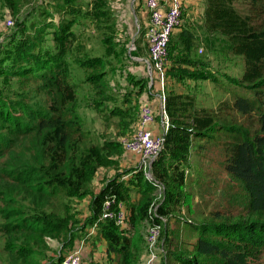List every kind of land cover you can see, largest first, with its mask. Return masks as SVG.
I'll list each match as a JSON object with an SVG mask.
<instances>
[{"label": "trees", "instance_id": "16d2710c", "mask_svg": "<svg viewBox=\"0 0 264 264\" xmlns=\"http://www.w3.org/2000/svg\"><path fill=\"white\" fill-rule=\"evenodd\" d=\"M30 1L0 0V20L6 9L16 14ZM54 1L59 18L49 12L43 0L31 6L12 36L15 45L21 39L18 35L24 37L25 50L12 51L11 62L0 58V75L11 83L2 84L10 93L0 96V116L7 119L13 111L7 105L24 103L27 110L36 107L30 120L13 114L11 121L3 124L9 133L0 139V264H42L49 255L47 237L64 243L65 248L73 244L83 226L93 225L107 240L108 250L117 253L116 264H142L144 248L138 245L134 228L143 221H148V226L162 223V217L173 212L172 202H180L182 192L174 195L169 189L166 201L156 206L158 215L152 212L158 184L171 181L181 187L185 183V169L174 163L166 167L162 156L168 150L170 157L181 161L191 146L203 150L207 143L212 145L223 137L227 138L223 166L241 185L240 208L226 212L220 222L199 224L202 229L196 240L189 242L190 248L172 255L182 264H264V0H205V34L222 36L231 53L243 58L239 82L253 91V96L236 94L219 107L207 108L198 106L189 92H165L169 117L165 145L153 161V177L139 172L143 182L136 188L141 193L138 201L131 198L134 186L124 181L120 172L98 193L92 191V179L100 167L118 164L111 153H123L122 143L108 137V130L115 125L123 134L131 132L140 112L136 103L126 105L128 97L121 98L111 84L130 59L129 41L117 42L104 32L115 22L109 0H89L84 11L78 0ZM38 11L45 17L41 18L43 26L35 25L32 30L29 25L34 21L29 20ZM79 17L95 22L91 32L79 31ZM193 35L181 33L178 40L190 49ZM136 45L138 49V42ZM35 47L42 53L32 54ZM22 58L26 62L20 63ZM31 68L32 75L43 81L37 89L44 92L22 98L15 88L32 76H25ZM32 99L36 104L24 102ZM93 114L104 126L101 134L94 127ZM238 114L254 117L257 126L253 132L246 131ZM196 139L197 145L193 144ZM85 195H92L91 215L82 221L77 204ZM111 195L126 201L130 208L124 227L114 219L99 220ZM111 208H117V202H112ZM210 214L215 220L224 216L218 209Z\"/></svg>", "mask_w": 264, "mask_h": 264}, {"label": "rangeland", "instance_id": "374dc122", "mask_svg": "<svg viewBox=\"0 0 264 264\" xmlns=\"http://www.w3.org/2000/svg\"><path fill=\"white\" fill-rule=\"evenodd\" d=\"M43 1L49 12H52L56 18H59L61 14L60 10L55 7V1ZM39 2H42V0L30 1L28 4L20 7L18 10L19 12H15L16 14H14L11 10H5L3 17L0 20V22L2 21L0 23V58H2V60L7 59L9 62H11L14 57V55H12V51L18 49L19 47L25 50V47L22 43L25 42L22 41V38L24 37H20V35H18V38L21 39L18 40L19 45H15V43H13L12 36L15 32H18L19 29L15 28V26L19 20L24 18L25 11H27L31 6L34 7ZM78 2L82 10H86V6L89 1L78 0ZM115 6L116 7L110 6L111 8L109 9L111 14H114L115 22L113 25H110V27H105L104 32L112 34L117 42L122 43L125 40H128L129 54H135L137 52V49H135L137 42H144L147 45L143 39L144 35H140L139 32H141V29L139 30L137 24L138 22L134 20L130 11L128 12V10L124 9V7L118 4ZM40 10L42 11L43 9ZM39 13L40 11L30 17L31 19L29 22L32 20L34 21L33 26L31 24L29 25V28L32 30H34L35 25H37L39 28L43 26L41 18L45 19V17H41L38 15ZM79 22H81L79 24V31H82L83 33L91 32L95 24V22L91 21L88 17H79ZM74 28L78 30L77 25ZM36 32H38V30H36ZM191 34H196L197 36L193 35V45L190 49H186L187 47L185 42L178 40L179 34H173L169 48L167 64L168 71L165 80L162 82V80L157 78L155 72H149V81H159V85L163 90L162 93L165 94L164 87L165 85L168 86L167 81L169 78L177 80V82L181 84L180 89L185 90L186 92H189L195 96L198 106H205L207 108L219 107V104L224 101L227 102L232 100L236 94H247L253 96V91L249 90L244 84L239 82L243 72V58L231 53L228 42L225 40V38L220 35H206L202 30L194 31V33ZM50 37L51 35H48V38ZM144 43L141 44L144 46ZM32 50L34 52L32 54L34 55L37 53H42L39 47H35ZM184 57H187L189 60H183ZM148 59L149 53L145 59L147 64H149ZM19 62L24 63L26 60L22 58ZM29 70L30 73L26 74L25 76L32 75V68ZM3 77L4 75L1 74L0 79H2L1 81L3 83H0V90H3V93H0V96L10 93L8 88L5 89L2 87V84H11L10 79L6 80L3 79ZM115 77L117 78V82H113V86L123 89L125 86L122 84L121 78L117 76ZM42 83L43 81L40 78L32 75L31 77L25 79L22 84L15 89L17 92L22 94L20 95L22 98L25 97L24 95L35 96L44 92L37 89V87H39V85ZM166 92H168V89H166ZM36 100L38 101V99ZM24 102L36 104L33 99L31 101ZM23 104L24 103L20 105L16 103L14 106L18 109H15L14 106L7 105V108H13V111H11V113L7 116V119H4L0 116V139L8 136L9 131L4 129L3 124L9 123L13 114H17L20 119L30 120L29 116L35 112L36 107L31 110H27L24 108ZM4 109H6V107H4ZM19 110H23V112ZM91 118L92 122H94V127L98 131L97 134H101L105 130L101 120L98 119L94 114ZM253 118L254 117L252 116L240 115L238 117V121L245 125V129H247L246 131L249 130L253 132L257 126ZM118 124L120 123L118 122ZM111 127H114V125ZM116 131L117 130H115V127L108 130L109 135H114ZM118 132V135L123 133V131ZM133 132L131 130V132H128V134L126 133L128 138ZM226 139V137H223L220 141H217L212 145L207 143V145H205V149L203 150H200L201 148L198 147L197 144L199 141L196 139L193 141V144L197 146H191L186 153V157L181 161L175 157H170L171 155L168 153V150L166 151V154L162 156L166 167L173 163L179 164L180 169H185L186 177L185 183L181 187H177L174 185V183H170L171 181H168V184H158V197L156 199L154 198L155 200L153 199L154 202L152 200L153 204L151 211L156 212L157 204L166 201L164 198L166 197L169 189H173L174 195L177 194L178 191L182 192V195H180V202H172L171 204L173 209L171 216L162 217L163 230L160 242L158 244L164 249V254L162 253L163 255L160 258V264H182L174 259L172 253H179L180 251L184 250L183 248H190L188 247L189 242L195 241L198 233L202 229L199 224L202 222L212 221L220 222L218 220H223L225 218L226 212H236V210L240 208L238 202L242 198L241 185L238 180L232 178L231 175L225 171L223 166V142ZM211 142L212 141L210 140L209 143ZM120 155L116 152L111 153V156H115L117 158H119ZM125 169L129 170L131 168ZM132 169L133 172L130 171L128 173V181L132 186H134L133 189L130 190V194L131 198L138 201L141 197V193H138L136 188L143 182V178L139 176V172L140 170H143L146 175V171H149V175L153 177L152 165H148L146 168H144L143 165H138ZM121 178L124 181L126 180L124 174L121 176ZM215 209L224 212V216L216 218L217 220L213 219V216L210 214V212L211 210ZM190 218L193 219V221H190ZM147 226L148 221H143L134 228L135 238L137 239L138 245L144 248V253L146 250L150 252V247L147 240L145 239ZM53 243L57 245L55 241H53ZM50 247L52 249L51 244ZM51 249L48 254L51 252ZM53 250L54 253H57L55 249ZM148 252L146 253V257ZM142 264H144V262Z\"/></svg>", "mask_w": 264, "mask_h": 264}, {"label": "crops", "instance_id": "0c3cea01", "mask_svg": "<svg viewBox=\"0 0 264 264\" xmlns=\"http://www.w3.org/2000/svg\"><path fill=\"white\" fill-rule=\"evenodd\" d=\"M89 1V0H88ZM91 1V0H90ZM112 7L115 5H121L124 9L130 11L134 20L138 23L139 30L141 29L140 35H144L145 39V29L149 23V14L145 6V0H109ZM183 7V23L180 28H178L175 33L183 35L194 33V31L202 30L203 28V17L205 9V0H181ZM165 5V8L168 7L170 0H162ZM117 11V10H116ZM174 33V34H175ZM144 42H138L139 48L137 49L136 54H129L130 59L125 60V69L122 74L117 75L121 78L122 84L125 86L123 89H119L116 86H113V82H117V78L111 80V84L114 89L120 91L121 98L128 97L129 100L125 99V104L136 105L139 107L140 104L146 102L149 103L153 109V116L150 120L142 123L140 116L138 115L136 121L132 126V132L139 127H145L149 129L153 135L159 136L163 135L166 132V122L162 117V88L159 85V81L151 80L146 81L148 78V73L150 72L149 65L145 62L148 54L147 45L144 43V46L141 44ZM120 80V81H121ZM140 80H143L145 85H142ZM168 86L165 85L164 91L166 89L174 91L177 93L186 92L185 90L180 89V83L177 80L170 79L167 81ZM136 103V104H135ZM115 127V125H114ZM111 127V128H114ZM119 131H122L117 127ZM115 127L114 135H109L111 139L118 140L123 145V153L119 158L112 156L111 158L116 159L118 164L116 166H102L100 167L97 174L92 179V191L93 193H98L104 186L105 182L113 177L116 173L120 172L122 175H125V179L128 180V173L133 172L132 168L142 165V157L130 151L125 146V141L128 139L127 134L120 133L118 135V129ZM118 135V136H117ZM120 163V164H119ZM119 167V168H118ZM125 168H131L124 173ZM91 202L92 195H85L81 197L79 203L77 204V209L79 210V216L82 219L87 218L91 215ZM83 223V222H81ZM82 225V224H79ZM129 225V224H128ZM130 230V226H129ZM55 241L57 245L53 243ZM47 242L49 244V251L51 252L48 255V258L43 260L42 264H58V259L71 250V248H80L84 256V264H116L117 253L115 251L108 250L107 240L98 232L97 226H83L79 230V235L74 238L73 244L70 247L64 248V243H61L59 240L47 237ZM69 248V249H68ZM55 249L57 253H54ZM68 251V252H69ZM146 259V254H142L141 262L143 263Z\"/></svg>", "mask_w": 264, "mask_h": 264}, {"label": "built area", "instance_id": "2783aa9c", "mask_svg": "<svg viewBox=\"0 0 264 264\" xmlns=\"http://www.w3.org/2000/svg\"><path fill=\"white\" fill-rule=\"evenodd\" d=\"M145 6L149 14V23L145 29V39L149 51V67L152 73L155 72L158 79L165 80L167 75V64L169 57V47L172 34L182 26L183 7L181 0H170L168 7L165 8L162 0H145ZM135 48V46H134ZM152 78V74H151ZM152 82V80H151ZM166 96L162 94V117L168 124V115L165 108ZM142 123L148 121L153 116V109L149 103H142L139 112ZM165 145V133L155 136L145 128H137L132 135L125 141V146L130 151L142 157L143 167L151 166L152 162L158 157ZM146 170V169H145ZM150 176L149 171H146ZM112 202H117V208H111ZM154 213H156L154 211ZM156 215H158L156 213ZM114 219L120 226H126L128 222V211L125 201H117L115 195L108 196L103 205L101 219ZM162 223H152L148 226L146 239L150 247V252L144 264H160V258L164 254V249L159 246L162 236ZM161 247V248H160ZM163 253V254H162ZM60 264H84V256L80 248L66 253Z\"/></svg>", "mask_w": 264, "mask_h": 264}, {"label": "clouds", "instance_id": "9594fccd", "mask_svg": "<svg viewBox=\"0 0 264 264\" xmlns=\"http://www.w3.org/2000/svg\"><path fill=\"white\" fill-rule=\"evenodd\" d=\"M149 65V64H148ZM150 68V67H149ZM151 71V70H150ZM152 72V71H151ZM163 94V93H162ZM168 124H169V117H168ZM168 124H167V129H168ZM167 129H166V132H167ZM166 132H165V135H166ZM153 163V162H152ZM142 165H143V163H142ZM152 165V164H151ZM150 173V172H149ZM147 175V174H146ZM148 177H152L151 175L150 176H148ZM121 201H123V200H121ZM126 202V201H125ZM126 205H127V202H126ZM102 211H103V209H102ZM127 211H128V217H129V208H128V205H127ZM102 214V213H101ZM101 214H100V216H101ZM100 216H99V220H100ZM101 220H103V219H101ZM75 248H73V249H71L70 251H72V250H74ZM69 251V252H70ZM68 253V252H67ZM65 255V254H64ZM64 255H63V257H64ZM63 259V258H62ZM60 264V263H59Z\"/></svg>", "mask_w": 264, "mask_h": 264}, {"label": "water", "instance_id": "95a60500", "mask_svg": "<svg viewBox=\"0 0 264 264\" xmlns=\"http://www.w3.org/2000/svg\"><path fill=\"white\" fill-rule=\"evenodd\" d=\"M150 69V68H149ZM151 70V69H150ZM151 72V71H150Z\"/></svg>", "mask_w": 264, "mask_h": 264}, {"label": "bare ground", "instance_id": "6f19581e", "mask_svg": "<svg viewBox=\"0 0 264 264\" xmlns=\"http://www.w3.org/2000/svg\"><path fill=\"white\" fill-rule=\"evenodd\" d=\"M168 71V70H167ZM113 207V206H112Z\"/></svg>", "mask_w": 264, "mask_h": 264}]
</instances>
